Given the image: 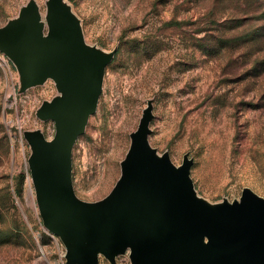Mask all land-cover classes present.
<instances>
[{
	"label": "rangeland",
	"instance_id": "rangeland-1",
	"mask_svg": "<svg viewBox=\"0 0 264 264\" xmlns=\"http://www.w3.org/2000/svg\"><path fill=\"white\" fill-rule=\"evenodd\" d=\"M51 3L103 65L95 112L71 151L79 201L100 203L116 188L145 121L153 155L189 165L205 220L245 190L264 198V0H0V28L35 11L47 36ZM60 95L51 77L27 85L0 49V264H69L43 225L29 167L30 137L56 133L43 109ZM98 264L135 263L127 247L113 260L100 252Z\"/></svg>",
	"mask_w": 264,
	"mask_h": 264
},
{
	"label": "water",
	"instance_id": "water-1",
	"mask_svg": "<svg viewBox=\"0 0 264 264\" xmlns=\"http://www.w3.org/2000/svg\"><path fill=\"white\" fill-rule=\"evenodd\" d=\"M70 17L51 3L47 36L35 11L0 28V49L18 63L26 84L51 77L61 91L43 109L56 133L30 137L37 151L29 167L43 224L65 243L68 263L98 264L100 252L113 260L130 247L135 264H264V198L245 190L241 203L205 220L189 165L176 168L153 155L146 121L105 201L75 197L71 151L95 112L103 65L86 53ZM204 225L211 241L201 250Z\"/></svg>",
	"mask_w": 264,
	"mask_h": 264
},
{
	"label": "bare ground",
	"instance_id": "bare-ground-1",
	"mask_svg": "<svg viewBox=\"0 0 264 264\" xmlns=\"http://www.w3.org/2000/svg\"><path fill=\"white\" fill-rule=\"evenodd\" d=\"M238 202L241 203L242 199H240ZM210 241L211 240H210V236H209V233H208V229L204 225V228H202L201 238H200V241H199V248L201 250H204L205 248L208 247V245L210 244Z\"/></svg>",
	"mask_w": 264,
	"mask_h": 264
},
{
	"label": "trees",
	"instance_id": "trees-1",
	"mask_svg": "<svg viewBox=\"0 0 264 264\" xmlns=\"http://www.w3.org/2000/svg\"><path fill=\"white\" fill-rule=\"evenodd\" d=\"M248 2H251L252 4H255L256 5V7L259 5V3H260V0H247V3Z\"/></svg>",
	"mask_w": 264,
	"mask_h": 264
},
{
	"label": "built area",
	"instance_id": "built-area-1",
	"mask_svg": "<svg viewBox=\"0 0 264 264\" xmlns=\"http://www.w3.org/2000/svg\"><path fill=\"white\" fill-rule=\"evenodd\" d=\"M44 225V224H43ZM45 227V226H44ZM46 228V227H45Z\"/></svg>",
	"mask_w": 264,
	"mask_h": 264
}]
</instances>
